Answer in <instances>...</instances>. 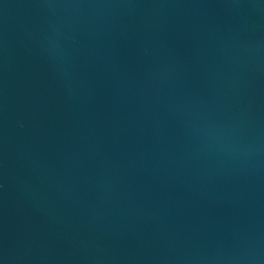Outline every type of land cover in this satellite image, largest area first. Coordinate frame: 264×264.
<instances>
[{
    "label": "water",
    "instance_id": "95a60500",
    "mask_svg": "<svg viewBox=\"0 0 264 264\" xmlns=\"http://www.w3.org/2000/svg\"><path fill=\"white\" fill-rule=\"evenodd\" d=\"M0 264H264V0H0Z\"/></svg>",
    "mask_w": 264,
    "mask_h": 264
}]
</instances>
